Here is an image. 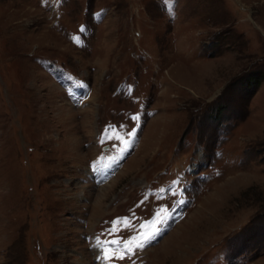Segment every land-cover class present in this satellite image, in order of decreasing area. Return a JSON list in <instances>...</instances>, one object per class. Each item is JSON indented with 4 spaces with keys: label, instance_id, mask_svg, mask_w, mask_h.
Instances as JSON below:
<instances>
[{
    "label": "rangeland",
    "instance_id": "374dc122",
    "mask_svg": "<svg viewBox=\"0 0 264 264\" xmlns=\"http://www.w3.org/2000/svg\"><path fill=\"white\" fill-rule=\"evenodd\" d=\"M0 264H264V0H0Z\"/></svg>",
    "mask_w": 264,
    "mask_h": 264
},
{
    "label": "bare ground",
    "instance_id": "6f19581e",
    "mask_svg": "<svg viewBox=\"0 0 264 264\" xmlns=\"http://www.w3.org/2000/svg\"><path fill=\"white\" fill-rule=\"evenodd\" d=\"M72 83H74L73 81L70 83V84H64V83H62L64 86H66V87H69ZM76 89V88H75ZM68 93H69V95L71 94V91L70 90H68ZM79 96V95H78ZM77 96V97H78ZM90 96H91V94H90ZM84 101H87V98H81L80 99V102H84ZM112 177H114V174L112 175V176H110V177H108L107 179H103L102 177H101V175L99 176V178H97L95 181H99L102 185L105 183V182H107L109 179H111ZM117 177V176H116ZM106 184V183H105ZM112 184V183H111ZM101 185V186H102ZM111 185H110V183L109 184H107V185H104L103 187H101V189H99V191H98V193L96 194V196H95V204H94V206H93V208L95 207V206H97V208H99V204L101 203V201H102V199H103V196H104V193L109 189V187H110ZM91 246H92V244H91Z\"/></svg>",
    "mask_w": 264,
    "mask_h": 264
},
{
    "label": "snow or ice",
    "instance_id": "6c2138e0",
    "mask_svg": "<svg viewBox=\"0 0 264 264\" xmlns=\"http://www.w3.org/2000/svg\"><path fill=\"white\" fill-rule=\"evenodd\" d=\"M138 117L137 116H133L132 119L135 120L137 119ZM131 134V133H130ZM162 222V221H161ZM162 231V229L160 228H157L155 232L153 233H150L148 235H146L143 239V241L138 244V247L139 248H143L145 247L146 243H150L152 240H154L156 238L157 235H159V233ZM112 243H116V241H112ZM120 259H123V256L120 257Z\"/></svg>",
    "mask_w": 264,
    "mask_h": 264
}]
</instances>
